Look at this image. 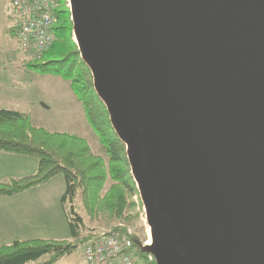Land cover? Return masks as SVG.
Instances as JSON below:
<instances>
[{"label":"water","instance_id":"1","mask_svg":"<svg viewBox=\"0 0 264 264\" xmlns=\"http://www.w3.org/2000/svg\"><path fill=\"white\" fill-rule=\"evenodd\" d=\"M155 264H264V0H67Z\"/></svg>","mask_w":264,"mask_h":264},{"label":"trees","instance_id":"2","mask_svg":"<svg viewBox=\"0 0 264 264\" xmlns=\"http://www.w3.org/2000/svg\"><path fill=\"white\" fill-rule=\"evenodd\" d=\"M55 1L54 23L49 30L52 35L50 46L35 56L20 52L26 67L69 81L105 156L95 155L80 137L33 127L26 114L0 109V152L32 157L38 163L35 174L0 183V197H13L44 186L52 178L61 175L65 190L60 204L70 234L67 240L35 239L2 245L0 264H55L93 241L117 232L127 235L123 225H114L104 231L90 228L77 210V199L80 201V210L91 221L104 224L106 220H113L133 225L138 219V213L134 211L136 203L131 200L137 192L125 147L112 130L106 109L93 90L91 74L79 56L72 36L67 0ZM10 2L13 22L11 32L16 39L13 0ZM32 59H40L41 62L32 64ZM129 238L136 254L144 256L138 244H143L145 240L133 234Z\"/></svg>","mask_w":264,"mask_h":264},{"label":"rangeland","instance_id":"3","mask_svg":"<svg viewBox=\"0 0 264 264\" xmlns=\"http://www.w3.org/2000/svg\"><path fill=\"white\" fill-rule=\"evenodd\" d=\"M2 8L4 13L9 15L11 13L10 0H0V9ZM10 21L12 20L10 19ZM9 38L10 45L18 57V61L22 62L24 56L17 48V40L13 37ZM40 62V59L31 60L32 64ZM19 67L21 69L16 70L12 68L8 71L5 70L7 73L0 76L6 80L8 79L10 83H18L16 86H12L16 91L9 97L0 101V109H8L26 114L33 127L80 137L87 142L95 155L105 156L104 149L99 143L96 133L87 123L82 105L77 101L76 96L70 88L69 81L61 77L43 74L33 67H26L25 65ZM23 79H27L25 85L21 83ZM12 88H10V92L13 90ZM26 160V165L28 163L30 165V160ZM10 165L12 166L13 164ZM47 184L45 188L48 190H61L62 193L65 190L64 179L61 175L52 178ZM131 200L136 203L134 211L138 213L137 222L133 225H124L123 223H116L113 220H106L104 224L91 221L86 214L80 210V201H78V199L76 200V206L77 210L83 215L85 223L90 228H94L97 231H104L114 225H123L126 227L127 232L129 231L131 235L133 234L139 239L145 240L143 243L147 244L148 228L146 226L144 210L138 192L136 195H132ZM83 250L84 247L81 246L76 250V253L81 254Z\"/></svg>","mask_w":264,"mask_h":264},{"label":"crops","instance_id":"4","mask_svg":"<svg viewBox=\"0 0 264 264\" xmlns=\"http://www.w3.org/2000/svg\"><path fill=\"white\" fill-rule=\"evenodd\" d=\"M10 19L11 15L0 9V76L12 68L17 70L21 69L19 66L25 65L24 60L18 61L10 45L9 37L14 38ZM17 48L19 50L18 45ZM26 80L23 79L21 83L25 85ZM17 84L0 77V101L13 94L16 89L12 86ZM10 88L13 89L11 92ZM26 159L30 160V165H26ZM37 165L35 158L0 152V183L35 174ZM46 185L13 197H0V246L35 239H69V228L60 204L63 193L61 190H48ZM55 264H85V261L83 253L77 254L75 251Z\"/></svg>","mask_w":264,"mask_h":264},{"label":"built area","instance_id":"5","mask_svg":"<svg viewBox=\"0 0 264 264\" xmlns=\"http://www.w3.org/2000/svg\"><path fill=\"white\" fill-rule=\"evenodd\" d=\"M55 7V0H13L16 39L23 54L35 56L50 46L49 30L54 23ZM126 234L117 232L84 246L85 264H155L152 256L136 254L129 238L131 234L129 231Z\"/></svg>","mask_w":264,"mask_h":264},{"label":"bare ground","instance_id":"6","mask_svg":"<svg viewBox=\"0 0 264 264\" xmlns=\"http://www.w3.org/2000/svg\"><path fill=\"white\" fill-rule=\"evenodd\" d=\"M147 234H148V242H147V244H146V245H149V243H150V234H149V229H148V231H147Z\"/></svg>","mask_w":264,"mask_h":264}]
</instances>
